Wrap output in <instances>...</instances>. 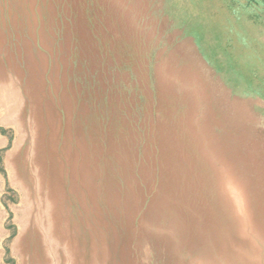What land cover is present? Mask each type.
<instances>
[{
    "label": "rangeland",
    "instance_id": "rangeland-1",
    "mask_svg": "<svg viewBox=\"0 0 264 264\" xmlns=\"http://www.w3.org/2000/svg\"><path fill=\"white\" fill-rule=\"evenodd\" d=\"M205 2L0 0V264H264V6Z\"/></svg>",
    "mask_w": 264,
    "mask_h": 264
},
{
    "label": "trees",
    "instance_id": "trees-1",
    "mask_svg": "<svg viewBox=\"0 0 264 264\" xmlns=\"http://www.w3.org/2000/svg\"><path fill=\"white\" fill-rule=\"evenodd\" d=\"M192 1V3H193V5H194V0H191ZM201 2H205V1H207V0H200ZM252 1H254V2H256L258 5H262V6H264V0H252ZM206 3V2H205ZM207 4V3H206ZM222 13H224V12H221V11H219V9H217V11L215 12V14H217V16H218V14H220L221 16H222ZM235 14H236V12H235ZM220 19V18H219Z\"/></svg>",
    "mask_w": 264,
    "mask_h": 264
}]
</instances>
